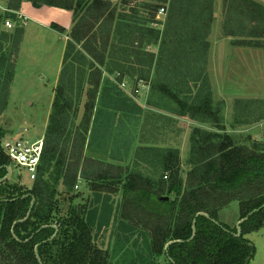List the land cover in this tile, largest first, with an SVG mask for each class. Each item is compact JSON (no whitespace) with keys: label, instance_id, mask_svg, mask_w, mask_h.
Wrapping results in <instances>:
<instances>
[{"label":"trees","instance_id":"obj_1","mask_svg":"<svg viewBox=\"0 0 264 264\" xmlns=\"http://www.w3.org/2000/svg\"><path fill=\"white\" fill-rule=\"evenodd\" d=\"M24 1L35 8L70 10L73 26L43 137L37 177L30 188L18 185L11 177L0 181L1 190L14 191L8 198H0V264H40L37 245L43 264H113L111 251L97 244L110 226L117 229L121 242L146 241L150 258L143 264H250L256 247L243 235L264 227V140L251 134L242 140L241 134L226 130L213 109L208 77L199 74L197 60L202 58L201 49L206 50L208 45L205 33L210 32L212 18L207 25L205 19L202 24L198 19L212 8L213 0H203L207 5L197 8L191 4L193 0H8L7 6L18 11ZM166 3L170 10L161 31L152 24ZM229 3L255 21L253 27L241 24L240 30L250 34L264 31V3ZM189 14L197 21H188ZM7 19L19 21L12 11L5 16L4 24ZM52 27L65 32L56 23ZM15 37L2 31L0 22V73L5 72L0 76L9 79L13 73L6 69L8 52L3 50V42L13 40L14 44ZM248 38L244 42L254 37ZM191 52L198 54L190 57ZM104 70L113 75L114 81L106 84V89L114 102H121L119 110L123 114L135 115L137 109L139 113L143 109L120 83L125 81L134 89L144 80L152 91L150 106L175 103L179 109L172 113L201 124L214 123L217 129L194 127L185 164L178 148H143V162L153 166L154 175L93 160L94 167L85 150L92 117L97 119L94 110ZM86 86L89 102L83 122L76 128L80 96ZM9 88L10 83L2 87L0 82V92ZM119 91L127 97L115 96ZM4 99L0 96V112L5 108ZM11 162L0 133V180ZM158 172L161 174L156 178ZM79 176L88 181L94 193L88 210L86 206L75 208L68 203L65 207L61 203L71 199ZM117 194L122 195L119 204ZM33 197L30 217L17 222L26 217ZM234 201L239 203V220L260 208L241 224L240 236L235 235L237 227L231 228L218 219L221 209ZM201 212L210 217L197 216ZM195 219L196 235L190 240ZM15 223L14 232L20 240L12 231ZM55 226L58 234L49 240L56 232ZM174 240L183 242L167 248Z\"/></svg>","mask_w":264,"mask_h":264},{"label":"rangeland","instance_id":"obj_2","mask_svg":"<svg viewBox=\"0 0 264 264\" xmlns=\"http://www.w3.org/2000/svg\"><path fill=\"white\" fill-rule=\"evenodd\" d=\"M226 1L228 0H213L211 11L207 10L205 15L198 19L201 24L205 19L207 25L208 20L212 18L210 32L205 33L208 45L206 50L201 49L202 58L197 60L200 64L199 74L201 73V77L205 75L208 77L213 109L215 112L218 111V117H221V123L226 130L238 136L241 134L242 140L249 134L253 137L258 135L264 140V120H261L264 117V31L250 34L240 30L241 24L253 27L255 21L253 22L252 17L241 15L239 10L236 11L233 8L234 4L229 3L231 0ZM258 1L264 3V0ZM7 3L8 0H0L1 29L4 27V18L8 12H16L9 9ZM191 4L195 8L207 5L203 0L201 3L193 0ZM27 5L30 6L27 8L22 6L20 12L30 19L28 27L34 25L33 27H38L37 31L30 32L29 28L25 33L27 25L20 26L18 23L16 28L5 30L16 37L14 44L13 40L3 42V50L8 52L6 69L13 73L11 79L7 75L0 76L2 87L10 83L8 90L0 92V96L6 97L2 103L5 108L0 112V133L3 141L23 137L33 142L45 136L55 98V89L52 86L55 85L54 79L58 76L61 44L48 30H43V27H49L52 23L66 27L72 21V14L68 10L51 6L36 9L31 3ZM162 7L166 8L165 14L156 16V21L152 24L161 31L165 29L168 21L170 4L166 3ZM191 15L189 14L188 21H197V17L192 15L191 18ZM39 24L41 26H38ZM18 29L20 32L17 35ZM247 36L248 39L252 36L254 38L247 43L244 42ZM68 41L69 39L67 43ZM195 54L198 53L191 52L190 57ZM193 76L197 78L195 71ZM112 81H114L113 75L104 70L99 101L94 110L97 119L92 117L85 150V156L94 167L96 166L93 160L121 165L134 171L143 170L144 175H154L153 166L143 162L142 151H145L143 148H178L181 151L182 163L185 164L189 158L191 133L194 127L217 129L214 123L201 124L187 116L179 117L172 113L171 111L179 109V105L175 103L161 105L159 108L150 106L148 101L152 95L151 90L143 93L139 104L137 103L143 109L142 112L140 110L139 113L137 109L135 115L127 116L120 111L121 102H114L108 95L106 84ZM87 88L88 86L83 89L80 96L79 112L75 119L76 128L81 126L85 106L89 102ZM124 93L119 91L115 96L125 99L127 94ZM10 168L13 182H17L20 186L32 187L33 181L21 166L11 162ZM185 169L187 171V168ZM160 174L161 172H158L155 177L158 178ZM79 181H81L80 187L78 189L75 187L71 199L62 200L61 203H64L65 207L68 203L75 208L86 206L85 209L88 210L91 200L94 199V193L88 181L81 176L77 183ZM12 192H14L13 188L0 189V198H8ZM121 196L120 194L115 196L117 204L121 201ZM218 219L231 228L237 227L240 221L239 203L234 201L221 209ZM114 228L110 226L97 241L99 247L111 251L113 264H143L150 258L147 257L149 251L146 250V241L132 240L134 243L131 244L121 242L117 238V229L114 231ZM137 236L136 232L134 238ZM243 238L256 247V253L250 264H264V227L244 234Z\"/></svg>","mask_w":264,"mask_h":264},{"label":"built area","instance_id":"obj_3","mask_svg":"<svg viewBox=\"0 0 264 264\" xmlns=\"http://www.w3.org/2000/svg\"><path fill=\"white\" fill-rule=\"evenodd\" d=\"M165 12L166 8L161 7L158 12V16L165 14ZM14 13L17 15L19 21L16 22L12 19H7L5 21V26L8 29L15 28L17 23L20 26H26L29 20L28 17L22 15L19 11ZM120 86L138 101L140 100L141 95L150 89V85L144 80H140L134 89H132L131 85L125 81L121 82ZM3 149L12 162H15L21 166L24 171H26L31 181L36 179L41 157L44 151V138L37 139L33 142L23 137L5 139L3 141ZM80 182L81 181H79L75 186L77 189L80 187Z\"/></svg>","mask_w":264,"mask_h":264},{"label":"crops","instance_id":"obj_4","mask_svg":"<svg viewBox=\"0 0 264 264\" xmlns=\"http://www.w3.org/2000/svg\"><path fill=\"white\" fill-rule=\"evenodd\" d=\"M31 2H29V1H24L22 4H21V7L22 6H24L23 8H27V6L29 7L30 5H27V4H30ZM20 7V8H21ZM44 7H47V6H44ZM51 7H53V6H51ZM40 8H42V7H40ZM40 8H36V9H40ZM59 8V7H58ZM61 9H64V8H61ZM64 10H67V9H64ZM19 12H20V9L18 10ZM71 14H72V12L70 11V10H68ZM30 20V19H29ZM29 20H28V22H29ZM28 24V23H27ZM52 24H54V23H52ZM52 24L49 26V27H43L44 29L43 30H48V32H50V34H52L53 36H55L56 37V39L57 40H59V42H60V44H61V48H60V64H59V70H58V73H57V75L58 76H56L55 77V79H54V81H55V85L54 86H52V88L53 89H55V87L57 86V84H58V80H59V77H60V72H61V69H62V64H63V56H64V53H65V49H66V43H67V40L70 38L69 37V32H70V30H71V28H72V26H73V15H72V21L69 23V24H67V26L66 27H64V26H61V27H63V28H65V32H59L58 30H56L55 28H53L52 27ZM57 24V23H56ZM28 25H30V24H28ZM28 25L26 26V31H25V33L27 32V30L29 29V31L30 32H34V30H36L37 31V29H38V27L36 28V27H33L34 25H32V26H30V27H28ZM59 25V24H58ZM38 26H41L40 24L38 25ZM33 27V28H32ZM2 29H4V30H2ZM2 31H5V30H12V29H8L6 26H5V24H4V27H2ZM14 29V28H13ZM5 32H8V31H5ZM9 33V32H8ZM63 37L62 39L61 38H59V37ZM63 39H65L66 41L64 42V40ZM126 91V90H125ZM54 93V92H53ZM53 98H54V96H53ZM50 114H51V112H50ZM50 114H49V117H50Z\"/></svg>","mask_w":264,"mask_h":264},{"label":"water","instance_id":"obj_5","mask_svg":"<svg viewBox=\"0 0 264 264\" xmlns=\"http://www.w3.org/2000/svg\"><path fill=\"white\" fill-rule=\"evenodd\" d=\"M6 168H7V170H8V174H7L4 178H2L0 181H5V180H7V179L10 177V175H11V168H10V166H6ZM165 198H167V197H165ZM34 203H35V197H33V200H32L31 206H30V209H29V211H28L26 217L23 218V219L18 220L17 222H19V221H25V220H27V219L30 217L31 212H32V208H33V206H34ZM263 206H264V205H263ZM263 206H262V207H263ZM259 209H260V208H259ZM259 209H255V210H253V211H252L247 217L242 218V219L239 221L238 226H237L238 232L235 234L236 236H240V235L242 234L241 224H242L243 222H245L251 214L255 213V212L258 211ZM199 215H204V216L210 217L209 214L204 213V212L199 213L197 216H199ZM213 220H214V219H213ZM214 221L218 223V221H216V220H214ZM17 222H16V223H17ZM16 223L13 225L12 231H13L14 237H15L16 239L20 240V239L18 238V236H17V235L15 234V232H14V228H15ZM55 228H56V233H55V234H54L49 240H52L53 238H55V237L57 236V234H58V227L55 226ZM195 235H196V219H195L194 222H193V234H192L190 240L193 239ZM177 242H183V241H182V240H174V241H171V242H169V243L167 244L166 247L168 248L171 244H173V243H177ZM38 247H39V245H37V246H36V249H35V250H36V256H37V259H38V261L40 262V264H43V263H42V260H41V258H40L39 252H38Z\"/></svg>","mask_w":264,"mask_h":264}]
</instances>
